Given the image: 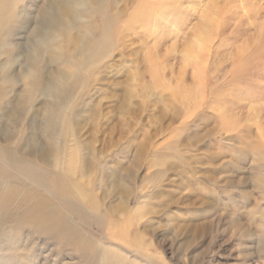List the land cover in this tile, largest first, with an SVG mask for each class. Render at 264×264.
Here are the masks:
<instances>
[{
	"label": "rangeland",
	"instance_id": "rangeland-1",
	"mask_svg": "<svg viewBox=\"0 0 264 264\" xmlns=\"http://www.w3.org/2000/svg\"><path fill=\"white\" fill-rule=\"evenodd\" d=\"M164 4L90 71L94 0H0V264H264V0Z\"/></svg>",
	"mask_w": 264,
	"mask_h": 264
},
{
	"label": "bare ground",
	"instance_id": "bare-ground-1",
	"mask_svg": "<svg viewBox=\"0 0 264 264\" xmlns=\"http://www.w3.org/2000/svg\"><path fill=\"white\" fill-rule=\"evenodd\" d=\"M112 1V3H111ZM118 0H94L95 5L96 6V11H97V19L99 21H101V27L98 26V32H99V38L94 42L89 44L86 47H83L81 50V54L78 56L80 61L83 62V65L85 66H90L89 69H91L90 71L95 70H101V69H106L108 68V63H106L112 54H115L116 52H119L122 48L125 47H130L132 46L131 41H132V37H135L133 39H137L138 37H140L139 35H142L141 33L138 34V32L135 30V28L133 27L132 24L129 25H125L126 23H124V20L126 18L130 19L129 22L138 24L141 23L146 24L145 21L146 19L151 18L152 16H154V13L156 14V12H158L159 8L165 5L164 2L168 1V0H139L140 2L137 3L138 5L133 9V11L130 13L129 16V12H130V4H132V2H134V0H125V3L122 4V6H118L117 4ZM121 1V0H120ZM138 1V0H137ZM136 1V2H137ZM117 3V4H116ZM170 3V2H169ZM113 4V5H112ZM120 4V2H119ZM136 4V3H135ZM164 4V5H163ZM72 5L71 2L66 1H59V2H53L50 5V8H52L51 10H53L54 12H57L58 14L62 15V17L64 18V20L66 21V30H69L70 28V24H73V20H72V9H70V6ZM167 6V4H166ZM94 12V11H93ZM127 20V19H126ZM150 21V20H149ZM145 22V23H143ZM121 23H123L124 25H122ZM150 23V22H149ZM140 24V25H142ZM152 24V23H151ZM135 26V25H134ZM148 26V25H146ZM152 26V25H151ZM136 27V26H135ZM150 26H148V28L146 27V30L149 29ZM145 29V28H143ZM65 30V29H64ZM205 30V29H204ZM61 31V30H60ZM127 31H130V34H127ZM150 31V30H147ZM64 32V31H63ZM67 34L68 32L65 31ZM64 32V35H65ZM137 32V33H136ZM203 32V31H202ZM59 33V32H58ZM151 33V32H150ZM66 34V37H67ZM144 34V33H143ZM63 35V36H64ZM55 36V35H54ZM145 36V35H144ZM146 37V36H145ZM148 37V36H147ZM150 37V36H149ZM55 38V37H54ZM53 38V39H54ZM143 38V36H142ZM252 42V41H251ZM201 48V47H200ZM254 48V46H253ZM264 46L257 44L256 48L254 50H256V53H251V55L249 54L246 57L241 56L239 57V55L237 56L239 61L244 62L245 64H243V67L248 68L249 67V60L251 61L252 59H254L255 57L258 58L256 55L258 51H260V49H263ZM202 49V48H201ZM206 51V50H205ZM201 53V52H200ZM203 54V53H202ZM262 55V53L260 54ZM150 56V55H149ZM202 56V55H200ZM204 57V56H203ZM150 58V57H149ZM155 58V56L153 57ZM244 58V59H243ZM203 59V58H202ZM205 59V58H204ZM203 59V60H204ZM243 59V60H241ZM156 62V60H155ZM197 62V61H196ZM195 62V63H196ZM247 62V63H246ZM239 63V62H238ZM153 64V63H152ZM159 64V63H157ZM242 67V66H241ZM160 69V68H159ZM25 75V74H24ZM66 77V76H65ZM64 77V78H65ZM179 93V92H178ZM180 95V94H179ZM187 98H190V94H187ZM175 97V96H174ZM184 98H186L184 96ZM171 99V98H170ZM172 100V99H171ZM174 100H177L178 103L181 105V109L182 112H185L187 114L189 113H193L199 106L195 105L193 103H184L182 96H176ZM194 101V100H193ZM176 102V101H174ZM173 102V103H174ZM170 104V103H169ZM174 105V104H173ZM170 106H172V104H170ZM176 106V105H174ZM176 108V107H175ZM173 110V109H172ZM176 111L178 109H175ZM180 110V109H179ZM178 113V112H177ZM176 113V114H177ZM183 113V114H185ZM195 114V113H194ZM182 115V114H181ZM15 116V115H14ZM184 116V115H183ZM10 118V117H9ZM187 118V117H186ZM185 118V119H186ZM189 118V117H188ZM179 140V138H178ZM41 154V153H40ZM39 154V155H40ZM51 153H47V151H44L41 154V158L40 160H43V162H48L51 159ZM31 156V155H30ZM32 157V156H31ZM76 157V156H75ZM64 159V158H63ZM60 160V159H59ZM61 161V160H60ZM64 161V160H63ZM68 161V160H67ZM56 163V162H55ZM72 163V162H71ZM55 165V164H54ZM57 165V163H56ZM55 165V167H57ZM75 167V165H74ZM60 170V169H59ZM42 171V170H41ZM44 171V170H43ZM57 171V170H55ZM46 172V171H45ZM68 172V171H67ZM47 173V172H46ZM49 173V171H48ZM64 173V172H63ZM62 174V173H61ZM77 174V173H76ZM65 175V174H64ZM67 175V173H66ZM69 175V174H68ZM71 177H73L74 175L71 174ZM73 175V176H72ZM4 176V175H3ZM34 176V175H33ZM48 176V175H47ZM76 176V175H75ZM70 177V176H69ZM54 179V178H53ZM58 179V176L56 178V180ZM62 179V178H60ZM49 180V179H48ZM68 180V179H67ZM58 181V180H57ZM65 182V181H64ZM51 183V182H50ZM70 183V181H69ZM55 184V183H54ZM65 184V183H64ZM68 184V182H67ZM71 184V183H70ZM42 185V184H41ZM48 185V184H47ZM76 185V184H75ZM68 186V185H67ZM11 187V184H10ZM55 187V186H54ZM12 188V187H11ZM62 188V187H61ZM60 189V188H59ZM70 189V188H69ZM68 189V191H69ZM78 189V188H77ZM62 190V189H61ZM4 191V190H3ZM59 192V190H57ZM56 191V193H57ZM67 191V190H66ZM2 192V191H1ZM6 192V190H5ZM8 192V191H7ZM6 192V193H7ZM63 192V190H62ZM61 192V193H62ZM71 192V191H70ZM13 192H11L12 194ZM64 193V192H63ZM8 194V193H7ZM59 194V193H58ZM68 194V193H67ZM73 195H75L74 193H72ZM9 196V195H7ZM67 197V196H66ZM9 199V197H8ZM68 199V198H67ZM72 199V198H71ZM70 199V200H71ZM80 199V198H79ZM82 200V199H81ZM73 201V199H72ZM79 201V200H78ZM142 203V202H141ZM1 208V207H0ZM141 208V207H140ZM139 209V207H138ZM1 210V209H0ZM3 211V210H2ZM55 216V215H53ZM30 217V216H28ZM55 218V217H54ZM50 219V218H49ZM56 219V218H55ZM59 219V218H57ZM46 220V218L44 219ZM56 221V220H55ZM61 222V221H60ZM32 223V222H31Z\"/></svg>",
	"mask_w": 264,
	"mask_h": 264
}]
</instances>
